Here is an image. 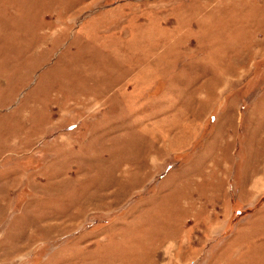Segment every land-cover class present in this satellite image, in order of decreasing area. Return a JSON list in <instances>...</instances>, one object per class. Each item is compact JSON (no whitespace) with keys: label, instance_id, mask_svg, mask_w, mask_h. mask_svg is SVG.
<instances>
[{"label":"rangeland","instance_id":"1","mask_svg":"<svg viewBox=\"0 0 264 264\" xmlns=\"http://www.w3.org/2000/svg\"><path fill=\"white\" fill-rule=\"evenodd\" d=\"M0 264H264V0H0Z\"/></svg>","mask_w":264,"mask_h":264}]
</instances>
